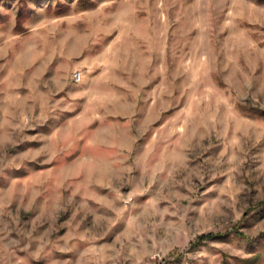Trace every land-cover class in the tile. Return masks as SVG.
<instances>
[{
  "label": "rangeland",
  "instance_id": "rangeland-1",
  "mask_svg": "<svg viewBox=\"0 0 264 264\" xmlns=\"http://www.w3.org/2000/svg\"><path fill=\"white\" fill-rule=\"evenodd\" d=\"M0 264H264V0H0Z\"/></svg>",
  "mask_w": 264,
  "mask_h": 264
},
{
  "label": "built area",
  "instance_id": "built-area-1",
  "mask_svg": "<svg viewBox=\"0 0 264 264\" xmlns=\"http://www.w3.org/2000/svg\"><path fill=\"white\" fill-rule=\"evenodd\" d=\"M74 78L77 82H81L82 81V78H83V75L81 72H76L75 75H74Z\"/></svg>",
  "mask_w": 264,
  "mask_h": 264
}]
</instances>
